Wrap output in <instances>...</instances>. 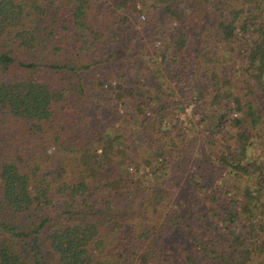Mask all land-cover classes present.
Returning a JSON list of instances; mask_svg holds the SVG:
<instances>
[{"label": "trees", "instance_id": "1", "mask_svg": "<svg viewBox=\"0 0 264 264\" xmlns=\"http://www.w3.org/2000/svg\"><path fill=\"white\" fill-rule=\"evenodd\" d=\"M95 1L0 0L1 204L14 219L32 223L23 230L0 223V264H42L26 244L40 236L57 264H182L161 249L181 240L204 264H264V160L247 156L250 132L264 135V0H187L191 16L176 7L178 0H111L100 9ZM158 11L172 38L154 53L167 68L172 62L179 72L192 70L193 79L183 84L201 93L194 97L204 109L202 120L219 128L230 102L240 113L232 119L239 128L237 151L224 146L216 159L226 172L222 185L208 190L195 178L187 201L159 161L165 151L134 158L123 134L109 126L126 101L146 98L144 87L125 85L117 60L103 58L122 42L119 29L134 28L140 16L148 44L161 39L159 24L151 25ZM201 28L196 44L192 33ZM104 64L122 82L113 84ZM96 90L111 94L106 106ZM147 103L131 111L145 116ZM207 106L218 113L211 116ZM170 107L152 111L154 125L183 110ZM168 126L163 137L173 147L179 135L171 133L176 125ZM150 187L154 198L145 196V202ZM224 187L233 194L221 201ZM206 203L222 205L195 212ZM40 211L48 212L35 221Z\"/></svg>", "mask_w": 264, "mask_h": 264}, {"label": "rangeland", "instance_id": "2", "mask_svg": "<svg viewBox=\"0 0 264 264\" xmlns=\"http://www.w3.org/2000/svg\"><path fill=\"white\" fill-rule=\"evenodd\" d=\"M109 1L111 0H96L94 6L95 8L100 9L105 7V3L108 5V3H110ZM176 7L183 11L187 16H191L194 13L193 5L187 0H178ZM138 8H142L139 3H137V9ZM156 13L157 16L151 25L159 24V32L162 35L161 39L154 40L153 43L151 42V45L148 44V36L147 32H145L146 19L142 21L139 17L135 22L134 28L125 27L119 29L120 36L118 41L122 42H120L118 46H109L107 56L106 58H103L104 61L107 58H111V60L114 61L117 60L118 65L121 67L120 72L125 73L126 75L123 80L125 85L128 87H144V97L146 98V100L137 99L131 103L130 101L125 100L127 105L119 110L116 117L110 120L109 126L119 129L123 134L126 142L131 147L129 152L133 153L134 158L137 157L141 159L150 154L152 155L154 154V150L158 148L165 151V155L159 158V161L166 165V174L170 176V180L174 179L171 182L174 186V191L176 193L181 192L183 198L187 201L188 195L193 196V193H190V191L196 190L193 184L195 178L208 187V190L212 187H220L222 185V178L225 177L226 172L221 169L216 159L219 157V154L223 152L224 146H230L231 150L235 152L237 151L238 147L234 142L239 128L233 126L232 119L240 117V113H237V116L233 115L235 105L233 102H230L231 113L229 116L225 117L219 128L211 130L210 128L214 127V123L211 120H202L204 109L196 103L197 95H201V93L197 91L196 87L195 92H193L192 90L190 91V87L183 84V82L189 83L193 79L194 74L192 73V70L186 69L184 72H179L181 67L172 62H169L171 65L170 68H167L161 64V58L154 53V49L161 48L163 42L169 43L172 38V32L168 20L164 18L159 11ZM213 16L214 15H210V18L206 16L204 17L206 30L212 27L210 25L213 24ZM202 31L203 28H201L199 32L192 33L196 44L199 40H202ZM137 37H143L144 41L138 40ZM249 37L250 36H246V38ZM158 42H160L159 45H157ZM234 48L235 50H239L240 46H234ZM182 60L181 57H178L179 62ZM107 66V64H104L106 69L105 74H108L110 78L113 79V84L122 82L117 71L110 69ZM97 71L98 70L92 69L93 73ZM171 71L175 73L178 78L172 76ZM96 78L99 80L103 79L98 72ZM146 90L150 92L147 93ZM95 94L98 97L97 99L102 103V106H106V100L111 97V94L106 93L103 90H96ZM150 95H158L160 99L159 103L157 101H147V96ZM194 96H196V98ZM141 101L148 102V112L145 116L131 111V108L140 104ZM203 103L206 106V100L203 101ZM160 104L171 106V112L174 111L173 107L175 106H180L183 110L173 118H166L164 125H154L153 119L155 116L152 111L157 109ZM189 105H193V108L188 115H184L183 111ZM206 110L211 116L217 112L208 106L206 107ZM175 111H177V109H175ZM183 117L184 120L182 119ZM168 125H176L179 130L172 129L171 131L172 135H176L177 133L179 135V140L176 136L174 137L173 147L169 146V141L171 142V140H169L170 138H167L168 143H165V138L163 137V135H165V130L170 128ZM110 127L108 130L112 131V128ZM158 127H160V129H158ZM216 130H218V134L215 132ZM254 133L255 132L252 131L250 132L252 138L250 140L251 145L248 146L247 149V156H249V159L258 157L264 160V135L262 136L258 134L257 136ZM203 155H205L204 158ZM206 157L209 161H206ZM133 171L134 168H129L130 173ZM147 171L150 170L148 169ZM139 172L144 173L146 170L140 168ZM189 179L191 181H189ZM153 189V187L147 188L143 193L142 199H144L145 202L148 201L145 199V196H149V201L153 200L154 196H150ZM232 194L233 191L224 187L220 189L219 198L223 201L222 199L224 196L229 197ZM131 204L134 206L132 207V210H134L135 207H137L138 200H134ZM221 205L222 203H217L214 206L206 203L197 208L195 212L203 213L205 212L204 209L209 210L214 207L220 208ZM129 210L131 211L130 208ZM47 212L48 211H40L39 215H35L34 220L36 221L38 216ZM31 214L34 216V213ZM0 223L14 226L19 230H23L24 228L28 229L32 225L31 221L23 216L20 217V220L19 218L14 219L1 204V197ZM181 241L173 243L170 248L161 249L171 258L172 262L173 259H178L182 261V264H188L187 261L181 258L184 256L185 259H190L192 264H204L201 260L191 258L190 255L192 250L190 244ZM26 244L28 247L34 249L35 253L40 256L42 264H57V257L50 249L46 248L44 236L32 238L28 240Z\"/></svg>", "mask_w": 264, "mask_h": 264}, {"label": "built area", "instance_id": "3", "mask_svg": "<svg viewBox=\"0 0 264 264\" xmlns=\"http://www.w3.org/2000/svg\"><path fill=\"white\" fill-rule=\"evenodd\" d=\"M140 20L143 21V20H144V17H143V16H140ZM159 44H160V42L157 43V45H159ZM192 108H193V105H189V106H187V107L184 109V111H183V112H184V115H188V113L191 112ZM233 111H234V110H233ZM236 114H237V113L234 111L233 115H234V116H237ZM182 119L184 120V117H183Z\"/></svg>", "mask_w": 264, "mask_h": 264}]
</instances>
